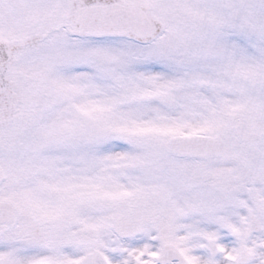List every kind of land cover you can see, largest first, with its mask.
Segmentation results:
<instances>
[{
    "label": "snow or ice",
    "instance_id": "1",
    "mask_svg": "<svg viewBox=\"0 0 264 264\" xmlns=\"http://www.w3.org/2000/svg\"><path fill=\"white\" fill-rule=\"evenodd\" d=\"M0 264H264V0H0Z\"/></svg>",
    "mask_w": 264,
    "mask_h": 264
}]
</instances>
